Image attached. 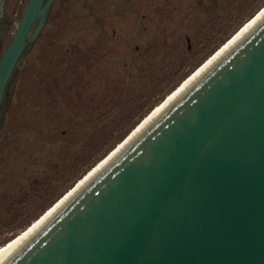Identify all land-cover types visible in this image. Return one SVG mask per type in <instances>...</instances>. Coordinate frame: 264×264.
Wrapping results in <instances>:
<instances>
[{
    "label": "water",
    "instance_id": "water-1",
    "mask_svg": "<svg viewBox=\"0 0 264 264\" xmlns=\"http://www.w3.org/2000/svg\"><path fill=\"white\" fill-rule=\"evenodd\" d=\"M54 2L0 54V125ZM2 264H264V18Z\"/></svg>",
    "mask_w": 264,
    "mask_h": 264
},
{
    "label": "rangeland",
    "instance_id": "rangeland-1",
    "mask_svg": "<svg viewBox=\"0 0 264 264\" xmlns=\"http://www.w3.org/2000/svg\"><path fill=\"white\" fill-rule=\"evenodd\" d=\"M0 2L5 48L27 0ZM263 17L264 0H55L6 91L1 263Z\"/></svg>",
    "mask_w": 264,
    "mask_h": 264
},
{
    "label": "bare ground",
    "instance_id": "bare-ground-1",
    "mask_svg": "<svg viewBox=\"0 0 264 264\" xmlns=\"http://www.w3.org/2000/svg\"><path fill=\"white\" fill-rule=\"evenodd\" d=\"M0 3H1V2H0ZM263 18H264V17H263ZM263 18H262V19H263ZM262 19H261V20H262ZM261 20H260V21H261ZM260 21H259V22H260ZM259 22H258V23H259ZM258 23H256L251 29L247 30L246 34H248V33H249V32H250V31H251V30H252V29L258 24ZM246 34H245V35H246ZM245 35H244V36H245ZM244 36L242 35L241 38L238 40V42H239ZM236 43H237V42H236ZM236 43H235V44H236ZM235 44H234V45H235ZM234 45H233V46H234ZM233 46H232V47H233ZM232 47H231V48H232ZM231 48H230V49H231ZM230 49H229V50H230ZM229 50H228V51H229ZM228 51H227V52H228ZM227 52H226V53H227ZM226 53H225V54H226ZM225 54H224V55H225ZM224 55H223V56H224ZM223 56H222V57H223ZM222 57H221V58H222ZM212 66H213V65H212ZM212 66H211V67H212ZM211 67H210V68H211ZM210 68H209V69H210ZM209 69H208V70H209ZM208 70H207V71H208ZM207 71H206V72H207ZM206 72H205V73H206ZM205 73H204V74H205ZM204 74L200 75V76H199V77H198V78H197L192 84H194V83H195V82H196L201 76H203ZM192 84H191V85H192ZM191 85H190V86H191ZM190 86H189V87H190ZM189 87H188V88H189ZM188 88H187V89H188ZM187 89H186V90H187ZM186 90H185V91H186ZM185 91H184V92H185ZM184 92H183V93H184ZM183 93H182V94H183ZM176 99H177V98H176ZM176 99H175V100H176ZM175 100H174V101H175ZM174 101H173V102H174ZM173 102H172V103H173ZM172 103H171V104H172ZM171 104H170V105H171ZM170 105H169V106H170ZM169 106H168V107H169ZM168 107H167V108H168ZM165 110H166V109H165ZM165 110H164V111H165ZM164 111H163V112H164ZM163 112H162V113H163ZM162 113H161V114H162ZM161 114H160V115H161ZM160 115H159V116H160ZM153 121H154V120H153ZM151 123H152V122H151ZM142 131H143V130H142ZM17 237H18V235H17V236H14L13 238H11V239H9V240H10V241H13V240H15ZM4 247H5V245H3V246L0 247V251H1V250L4 251L3 253H0V263H1V257L4 256V254L7 252V251L4 250V249H5ZM15 251H16V250H15ZM15 251H14V252H15ZM14 252H13V253H14ZM13 253H12V254H13ZM12 254H11V255H12ZM11 255H10V256H11ZM10 256H8V258H9ZM6 259H7V258H6ZM6 259H5V260H6ZM5 260H4V261H5ZM4 261H3V262H4ZM3 262H2V263H3ZM2 263H1V264H2Z\"/></svg>",
    "mask_w": 264,
    "mask_h": 264
},
{
    "label": "trees",
    "instance_id": "trees-1",
    "mask_svg": "<svg viewBox=\"0 0 264 264\" xmlns=\"http://www.w3.org/2000/svg\"><path fill=\"white\" fill-rule=\"evenodd\" d=\"M3 49H4V48L1 47V43H0V54H1V52L3 51ZM16 73H17V72H15V73L13 74L12 78L16 75ZM12 78H11V79H12Z\"/></svg>",
    "mask_w": 264,
    "mask_h": 264
}]
</instances>
